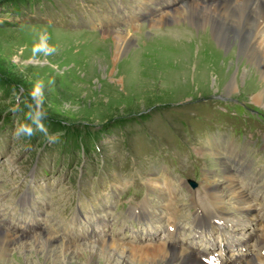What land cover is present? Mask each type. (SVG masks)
<instances>
[{"label": "rangeland", "instance_id": "obj_1", "mask_svg": "<svg viewBox=\"0 0 264 264\" xmlns=\"http://www.w3.org/2000/svg\"><path fill=\"white\" fill-rule=\"evenodd\" d=\"M113 1L0 0L2 226L14 231L21 226L28 232L37 219L44 228L42 232L35 230L37 234L74 246L96 241L92 238L97 234V223L108 225L107 234L111 236L113 229L118 232L121 227L119 233L124 237L128 224L125 212L131 205H140L149 193L147 184L154 181L160 165L158 155L176 156L179 139L199 148L196 150L202 152L203 163L212 162L213 149L199 145V128H204L206 122L212 125L209 119L221 118L215 105L237 116L223 114L238 121L235 136L242 140L246 126L254 137L264 138V84L249 82V70L240 68L236 61L225 67L224 56L214 64L211 50L204 54L206 50L201 46L199 50L193 45L186 47L188 56L177 60L171 45L181 42L167 39L176 26H156L149 21L155 13L141 18L142 12L136 9L140 0L118 3L121 13L111 6L106 8ZM149 6L155 8L153 3ZM105 11L112 12L115 24L108 23L109 18L101 27H94L97 22L90 24V18L98 19ZM217 13L223 16L221 11ZM126 29L135 41L113 59L111 36L102 34ZM42 31L47 32V43L55 48L51 55H33V45ZM37 82L42 83L46 112L42 123L49 134H58L51 141L39 130L31 137L14 136L18 122L30 123L27 104L33 102L30 93ZM231 82L234 88L227 93ZM256 94L262 96L260 105L251 100ZM220 95L233 102L209 101ZM243 103L256 108L259 116L246 115ZM246 117L250 118L248 123ZM259 144L254 152L260 155L250 154L253 158L247 176L250 184L255 183L248 195L258 210L264 209V200L254 201L255 193L264 197V142L260 150ZM189 164L184 168L178 164L179 171H172L173 175L183 174L186 169L185 177L191 171ZM213 164L218 162L214 159ZM212 183L223 186L216 180ZM177 195L182 202L185 196L180 190ZM151 203L162 200L154 198ZM233 215L242 219L236 212ZM0 234L5 235L4 231ZM14 247L18 245L10 249ZM28 259L34 261L32 255ZM80 259L75 260L76 264H84V257Z\"/></svg>", "mask_w": 264, "mask_h": 264}, {"label": "bare ground", "instance_id": "obj_2", "mask_svg": "<svg viewBox=\"0 0 264 264\" xmlns=\"http://www.w3.org/2000/svg\"><path fill=\"white\" fill-rule=\"evenodd\" d=\"M213 1L201 7L205 4L197 0H190L185 5L181 0H158L161 7L158 6L160 8L156 11L157 18L153 15L151 21L156 26L168 23L176 26L171 28L173 34L167 39L181 42L171 45L174 47L173 57L178 56L177 60L188 56L186 47L193 45L199 50L198 46H201L206 50L204 54L211 50V61L214 64L224 56L222 64L225 67L231 65L230 61H233L232 64L236 61L235 64H240V68L250 71L249 82L264 84V8L259 0ZM217 11H221L223 16ZM171 29H168L169 33L172 32ZM130 32L128 29L103 32L102 35L111 36L113 59L133 45L135 40ZM168 46L171 49L170 44ZM230 49L232 52L228 54ZM203 59L206 60L205 55ZM246 71L244 74L248 72ZM233 88L234 82L228 83L227 93ZM251 100L254 104H262L260 94L254 95ZM212 184L211 187L215 186L218 193V205L221 204L220 197L225 196V203L237 205L239 200L242 201L244 210H239L242 219L235 218L228 211H222L224 216L217 218L219 222L222 221L215 224L217 242L212 244V249L217 250L221 257L217 264H264V220L261 216L254 215L256 209L244 205L246 199L242 194L239 195L235 185L220 187L218 183ZM151 186L158 190L155 183ZM168 215H165L167 220ZM197 224L202 226L201 220ZM98 227L100 229L99 225ZM38 228L42 227L38 225ZM32 235L25 237L29 238L25 240L13 237L15 233L9 230L5 235L0 234V264H76L75 260H81L82 256L84 264H204L201 258L192 260L191 254L186 250L174 249L164 243L125 245L113 238H94L96 241L89 245L74 246L55 242L43 233L34 232ZM166 235L168 237L170 233L166 231ZM251 241L254 242L253 245L250 244ZM14 244L18 247L10 249ZM31 255L34 259L32 263L28 259Z\"/></svg>", "mask_w": 264, "mask_h": 264}, {"label": "clouds", "instance_id": "obj_3", "mask_svg": "<svg viewBox=\"0 0 264 264\" xmlns=\"http://www.w3.org/2000/svg\"><path fill=\"white\" fill-rule=\"evenodd\" d=\"M49 37L46 31H42L38 34V43L33 45V55L37 53H43L44 55H51L55 52V48L47 43ZM32 97V103L27 104L29 109L27 115L30 123L18 122L14 129V136L18 139L21 136L31 137L34 135L36 130H39L45 134L46 139L54 140L57 138L58 134H49L47 129L42 123V118L46 117V112L43 110L42 105V83L37 82L34 85L32 92L30 93ZM35 126V128L33 127Z\"/></svg>", "mask_w": 264, "mask_h": 264}]
</instances>
